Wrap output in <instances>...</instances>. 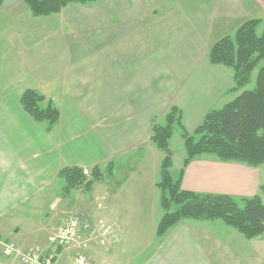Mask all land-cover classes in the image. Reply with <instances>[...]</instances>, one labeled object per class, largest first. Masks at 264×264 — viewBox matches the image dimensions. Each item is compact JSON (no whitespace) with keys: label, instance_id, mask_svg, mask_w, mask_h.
<instances>
[{"label":"crops","instance_id":"1","mask_svg":"<svg viewBox=\"0 0 264 264\" xmlns=\"http://www.w3.org/2000/svg\"><path fill=\"white\" fill-rule=\"evenodd\" d=\"M253 20L260 21L257 34L263 35L264 0H98L46 17H33L25 0H5L0 7V215L21 209L30 224L21 234L18 223L11 241L0 237V264H21L4 256V243L57 251L49 234L72 218L60 220L59 173L71 167L105 171L110 165L112 175L91 191H74L89 195L90 210L103 217L97 225L111 228L107 235L105 227L94 231L106 250L91 249L92 264H264V238L247 239L220 220H182L157 237L164 215L157 187L164 154L150 141L153 126L172 108L192 134L207 114L232 101L233 71L214 65L210 52ZM27 90L41 93L59 110L52 131L22 107ZM172 140L170 173L174 181L181 178L183 190L238 200L261 194L264 164L251 167L207 154L184 168V139L180 159ZM51 197L53 216L45 222ZM122 211L132 212L128 217ZM128 223L139 227L131 239L135 252H116L121 232L122 238L127 235L113 227ZM81 239L90 240L82 232ZM80 246L59 252L57 264H71Z\"/></svg>","mask_w":264,"mask_h":264},{"label":"trees","instance_id":"2","mask_svg":"<svg viewBox=\"0 0 264 264\" xmlns=\"http://www.w3.org/2000/svg\"><path fill=\"white\" fill-rule=\"evenodd\" d=\"M5 0H0V7ZM98 0H25L33 17L58 14L72 4L86 5ZM260 21L243 24L232 37L217 42L211 49L210 60L233 71L234 92L249 83L251 75L264 60V34L259 36ZM24 110L37 123L45 124L46 132L52 131L60 119V112L52 102L36 90H27L20 97ZM175 126L183 130L187 158L186 168L201 155H214L223 162H235L251 167L264 164V65L257 75L254 90L242 91L221 109L206 115L194 133L190 134L182 124L181 112L172 108L162 122L152 128L151 143L164 154L161 179L157 184L161 192L164 215L157 228V237L165 236L182 220L224 222L247 239L264 238V203L262 197L235 199L224 195L199 194L185 191L181 178L174 181L170 173L173 156L170 142ZM112 165L105 171L94 167L86 173L77 167L65 168L59 179L65 183L64 195L74 191L89 192L96 182L112 175ZM182 170L180 177L183 176ZM264 197V186L261 187ZM61 252V249H58Z\"/></svg>","mask_w":264,"mask_h":264},{"label":"rangeland","instance_id":"3","mask_svg":"<svg viewBox=\"0 0 264 264\" xmlns=\"http://www.w3.org/2000/svg\"><path fill=\"white\" fill-rule=\"evenodd\" d=\"M77 5H80V4H77ZM86 5H88V4H86ZM64 9H62V11ZM263 65H264V60H262L259 63V65L255 68V70L253 71V73L251 75V79H250L249 83L246 85V87H244L242 90L238 91V93L236 92L235 93L236 95L240 94L242 91L254 90L256 88L257 75H258V72H259L260 68ZM236 95L234 96V98H236ZM182 132H183V130H182V128L180 126H175V128L173 130L172 146H173L174 152H175V154H176L178 159H180L181 151L183 150V147H184ZM178 163H180V162H177V160H176L175 165H177ZM116 172H118V170H116ZM176 173H177V171L175 172V174ZM59 183L60 184L55 185V188L57 190L60 189L59 190V194L60 195L58 196L59 200H57L55 202H58V206L60 208L59 211L61 210L60 211L61 212L60 213V216H61L60 220L61 221H64V220L67 221L68 218H70V217H73V216L77 217L81 221V223L83 225V227L81 229L82 238H84V239L85 238H89L90 239L89 241H87V243H85L86 240H82L81 239V241L80 240L76 241L75 243H73V245H71V246H74V245H77L78 243H79V245H81L80 246L81 250L79 252H75L74 256L72 257V261L71 262H73V260H74V258L76 256L81 255V256H84L88 260L89 263H91L90 262V258L88 257V255L91 256V257L93 255L92 254L93 252L92 253L90 252L91 249H93V250H95L97 252H99L100 250L102 252H104L106 250V245H104V246L100 245V240L98 239V234L96 233V235H93L94 231L97 232L98 230H100V228L104 229V227H105L103 232L106 233V235H107V233L110 231L111 228L110 229L107 228L102 223L100 225H97L98 221H100L101 218H103V217H101L102 215H100L98 210H95L94 213H92V211L90 210L91 209V204H90V200H89V197H90L89 195L80 194L79 192H74L71 195V197L69 196V198H68L66 195H64V192L61 189V187L64 185V183L61 182V181ZM260 196L263 198V196L261 194H260ZM53 200H54V198L51 197V200L49 202H47L45 210H43L44 211V215L42 217L43 218L42 221H45V222L49 221L48 220V215H49V218L50 217L52 218V216H53V211H52V204H53L52 202H53ZM97 206H98V204H97ZM103 206L106 207V204H103L101 208H103ZM159 211H161V210L159 209ZM101 212H102V209H101ZM122 212H125L128 215V217H129L130 213L132 211H122ZM143 212L145 213V216H148L151 213L150 209L144 210ZM91 213H92V215H90ZM37 218H39V216H37ZM90 218H93V219H90ZM17 220L19 222H17ZM18 223H20V224L18 225ZM51 223L56 224V222H51ZM58 223H59L58 227L61 228L62 226H64L65 222H63V223L58 222ZM26 224H30V222H29V220L24 221V219L22 217V210L21 209H17V210L9 212L7 214L0 215V237H1V240L3 242L11 241V237L9 235H11L12 232L14 231V229L17 228L16 227L17 225L19 227L21 225L23 226L21 234H25V232H26ZM122 226L121 227L120 226L119 227H113V231H115V230L118 231V229H120L121 231L124 230L126 232V235H127L126 238L127 239L122 238V232H121L120 242L119 241L115 242L114 250L116 252H123L125 250L129 254L134 253L135 251L132 250L133 246H134V243H133V241L131 239L133 238L134 235L137 234L139 227L137 225H135L134 223H128V224L122 225ZM58 227H56L51 232V234H49V237L57 230ZM81 232H80V234H81ZM49 237H48V241H49ZM11 244L12 243L9 242V243H4L2 245L4 252H5L6 247H8ZM85 246H86V248H85ZM87 248L89 249V251L84 252V249H87ZM35 251H38L40 253H44L45 252L43 250H35ZM4 252H3V254H4Z\"/></svg>","mask_w":264,"mask_h":264},{"label":"built area","instance_id":"4","mask_svg":"<svg viewBox=\"0 0 264 264\" xmlns=\"http://www.w3.org/2000/svg\"><path fill=\"white\" fill-rule=\"evenodd\" d=\"M81 223L77 218H71L64 227L59 228L49 237L52 246L65 248L75 243L79 238ZM4 255L14 258L22 264H56L55 254L40 253L38 251H22L14 244L6 247ZM72 264H89L88 260L81 255L74 258Z\"/></svg>","mask_w":264,"mask_h":264}]
</instances>
